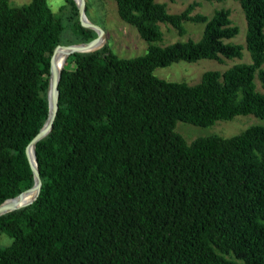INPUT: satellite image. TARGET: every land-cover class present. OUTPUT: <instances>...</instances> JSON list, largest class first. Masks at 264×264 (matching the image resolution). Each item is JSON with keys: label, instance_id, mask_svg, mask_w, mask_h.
I'll use <instances>...</instances> for the list:
<instances>
[{"label": "trees", "instance_id": "16d2710c", "mask_svg": "<svg viewBox=\"0 0 264 264\" xmlns=\"http://www.w3.org/2000/svg\"><path fill=\"white\" fill-rule=\"evenodd\" d=\"M112 1L146 53L120 58L106 45L67 58L52 130L34 148L41 188L0 217V264H264V127L189 144L174 131L177 121L264 119V0H235L251 62L195 85L153 72L241 58L226 42L238 33L229 11L207 19L192 5L170 14L154 0ZM10 2L0 0V204L33 186L25 149L48 116L50 59L66 25V45L96 37L73 0L66 18L47 0ZM184 22L205 23L199 41L156 45L161 24L182 35Z\"/></svg>", "mask_w": 264, "mask_h": 264}, {"label": "rangeland", "instance_id": "374dc122", "mask_svg": "<svg viewBox=\"0 0 264 264\" xmlns=\"http://www.w3.org/2000/svg\"><path fill=\"white\" fill-rule=\"evenodd\" d=\"M154 1L164 4L170 14H179L192 5L191 15L200 14L207 17V19L212 18L216 11H229L231 25L238 29V33L226 42L243 47L241 58L231 60L221 58L220 61L200 60L195 63L180 61L165 68H156L153 74L157 78L168 82L195 85L200 82L202 74L207 71L223 72L233 65L251 62L250 56L245 49L246 21L239 2L235 0L217 2H206L204 0ZM30 2L31 0H11L10 4L15 7H22ZM47 3L52 12L62 18H66L71 12V8L65 4V0H47ZM84 5L85 16L88 21L100 27L105 33L100 47L107 45L120 58H132L146 53L148 44L140 38L135 28L127 25L119 18L114 1L84 0ZM182 26L184 34L181 35L173 27L161 24L163 39L156 45L165 47L176 42H186L187 40L199 41L204 31L205 23L184 22ZM68 38H74L71 25H66L61 44L66 45V39ZM69 67L72 68L70 65ZM252 126L264 127V119H258L252 115L237 116L231 121H217L209 127H197L177 121L174 125V131L181 135L185 142L189 144L198 138L212 136L221 138L234 137ZM0 243H8L5 236L0 237Z\"/></svg>", "mask_w": 264, "mask_h": 264}, {"label": "water", "instance_id": "95a60500", "mask_svg": "<svg viewBox=\"0 0 264 264\" xmlns=\"http://www.w3.org/2000/svg\"><path fill=\"white\" fill-rule=\"evenodd\" d=\"M73 2L75 3L77 10H78V18H79L80 25L84 28L93 30L96 33V37L93 40L86 42V43H78V44H73V45H57L55 47V49L53 50V53H52V56L50 59V70H49L48 87H47L48 116H47V119L44 122L42 128L40 129L39 133L30 141V143L27 145V147L25 149L26 158L28 160L29 166H30L32 174H33V182L34 183H33V186L31 188L21 192L16 197L11 198V199H7L3 203H1L0 204V217L7 214V213H10V212H13V211H16V210H19V209L26 207V206H24V207L16 208V207H18L19 197L24 192L36 191L37 193H36L35 198L33 199V201H34L36 199V197L38 196V193L40 191L41 180H40V176H39V172H38V168H37L35 150L33 151L34 162H32V160L30 158V154H29V148L31 146H33V148H35V144L38 141L44 139L52 130L53 121H54V118H55V115L57 112V108H58V99H59L58 83H59V79H60L61 70L63 69L64 64H65V63L63 64V66L59 70V73L57 76L55 74H53L52 60H53L56 52L58 51V49H63V50L68 51L69 56L71 54H77V53H80V54L91 53V52L97 50L101 46V44H102L101 40L104 39V37H105L104 31L100 27L89 22L88 19L86 18L84 0H73Z\"/></svg>", "mask_w": 264, "mask_h": 264}, {"label": "bare ground", "instance_id": "6f19581e", "mask_svg": "<svg viewBox=\"0 0 264 264\" xmlns=\"http://www.w3.org/2000/svg\"><path fill=\"white\" fill-rule=\"evenodd\" d=\"M103 42V39L101 40V43ZM69 57V53L66 50L63 49H58V51L56 52L53 60H52V71L53 74H55L56 76L59 73V70L61 69V67L63 66V64L66 62L67 58ZM34 148L33 146H31L29 148V154H30V158L32 160V162H34ZM36 191H32V192H24L20 197H19V202H18V207H24L29 205L33 199L36 196Z\"/></svg>", "mask_w": 264, "mask_h": 264}]
</instances>
